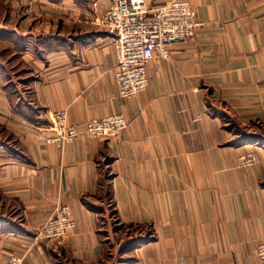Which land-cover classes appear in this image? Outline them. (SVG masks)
<instances>
[{
  "label": "crops",
  "instance_id": "1",
  "mask_svg": "<svg viewBox=\"0 0 264 264\" xmlns=\"http://www.w3.org/2000/svg\"><path fill=\"white\" fill-rule=\"evenodd\" d=\"M188 1L193 35L170 62L147 64L132 99L117 93L112 36L90 22L115 0L11 2L17 23L0 43L20 68L0 59V264L258 263L264 143L231 142L235 124L264 125V0ZM62 110L75 126L114 114L128 126L111 140L47 143ZM62 205L74 230L36 240ZM132 227L151 239L127 248Z\"/></svg>",
  "mask_w": 264,
  "mask_h": 264
},
{
  "label": "built area",
  "instance_id": "2",
  "mask_svg": "<svg viewBox=\"0 0 264 264\" xmlns=\"http://www.w3.org/2000/svg\"><path fill=\"white\" fill-rule=\"evenodd\" d=\"M196 11L188 0H166L149 9L146 0H115L91 24L112 36L115 55L113 74L118 96L135 98L148 86L147 64L154 58L170 62L171 47L186 42L197 26ZM128 126L123 114L91 119L75 126L68 122L65 110L54 113L52 127L45 141L63 147L79 136L103 140L116 138ZM252 153L240 156L239 165L254 162ZM75 228L69 206L56 208L36 233V240L52 241L68 237ZM257 264H264V238L256 248ZM22 257H12L7 264H21Z\"/></svg>",
  "mask_w": 264,
  "mask_h": 264
},
{
  "label": "rangeland",
  "instance_id": "3",
  "mask_svg": "<svg viewBox=\"0 0 264 264\" xmlns=\"http://www.w3.org/2000/svg\"><path fill=\"white\" fill-rule=\"evenodd\" d=\"M12 1L13 0H0V33L2 30L5 31L6 28H8L7 25L15 26V24L17 23V20H15V21L12 20V22H9V18L13 15L12 3H11ZM11 12H12V14H11ZM1 35L2 36H0V38H3L4 40L8 41V38H6V36L8 34H5V32H3ZM5 44H7L5 41L0 43V59L7 62L9 64V66H14L13 68H16V70H19V68H20L19 61L16 60V58L14 56H12L13 52L10 51V49ZM244 128L245 127H242V126L239 127L238 125L235 124V129L237 132L242 131ZM247 129H250L251 132L256 131L264 139V126H261L259 128L257 125H253V126H251V128H247ZM111 219L114 221L113 215H112ZM127 230H128L127 228L124 229V231L126 232L125 236H126L127 242H129L132 239H136L137 236L141 233L139 229L133 228V227L131 229H129V231H127ZM150 237H151V232L147 231L146 234H143L141 238L146 239V240H150L151 239ZM138 238H140V237H138ZM139 245H141V244H139Z\"/></svg>",
  "mask_w": 264,
  "mask_h": 264
},
{
  "label": "trees",
  "instance_id": "4",
  "mask_svg": "<svg viewBox=\"0 0 264 264\" xmlns=\"http://www.w3.org/2000/svg\"><path fill=\"white\" fill-rule=\"evenodd\" d=\"M257 126L260 128L261 126H264V125H257ZM247 128L249 127H246L242 131L238 132V134H240L239 138L232 141L231 145H239V144H245V143H251V142L264 143V139L259 133H257L256 131L247 132ZM147 241L149 240L143 239L141 237L132 239L127 243V247L139 245Z\"/></svg>",
  "mask_w": 264,
  "mask_h": 264
}]
</instances>
